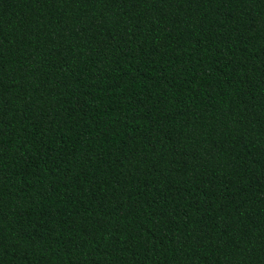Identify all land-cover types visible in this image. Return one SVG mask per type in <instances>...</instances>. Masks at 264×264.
I'll return each mask as SVG.
<instances>
[{
	"label": "trees",
	"instance_id": "obj_1",
	"mask_svg": "<svg viewBox=\"0 0 264 264\" xmlns=\"http://www.w3.org/2000/svg\"><path fill=\"white\" fill-rule=\"evenodd\" d=\"M0 264H264V0H0Z\"/></svg>",
	"mask_w": 264,
	"mask_h": 264
}]
</instances>
